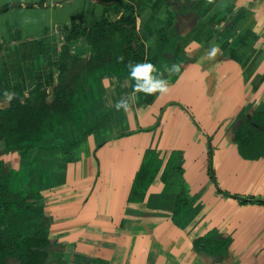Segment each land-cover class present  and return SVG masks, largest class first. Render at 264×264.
<instances>
[{"label": "crops", "instance_id": "crops-1", "mask_svg": "<svg viewBox=\"0 0 264 264\" xmlns=\"http://www.w3.org/2000/svg\"><path fill=\"white\" fill-rule=\"evenodd\" d=\"M129 4L144 18L146 34L176 31L167 68L179 64L181 71L165 70L168 93L147 95L135 108L134 133L102 137L100 147L95 133L81 144L63 184L42 200L53 219L51 236L67 264H264V203L234 197L264 201V157L244 158L233 140L240 115L264 104V0H0V10L11 8L0 14V93L53 86V63L72 20L90 28ZM212 46L220 52L209 60ZM89 49L85 37L71 43L73 54ZM150 149L160 168L144 201L130 202ZM171 156L180 170L165 183ZM181 191L199 208L185 228L171 211L153 216L152 208H174ZM163 192L149 207L150 197ZM212 230L232 241L221 261L194 246Z\"/></svg>", "mask_w": 264, "mask_h": 264}, {"label": "trees", "instance_id": "trees-1", "mask_svg": "<svg viewBox=\"0 0 264 264\" xmlns=\"http://www.w3.org/2000/svg\"><path fill=\"white\" fill-rule=\"evenodd\" d=\"M10 9L5 7L0 14ZM144 31V18L131 4L123 13L90 28L74 18L65 29L60 59L53 63L54 85L47 87L38 83L29 92L18 86L13 90L15 96L9 106H0V264H6L9 256L19 255L22 264H50L48 258L54 251L48 236L51 222L43 207L31 200L40 199L42 190L64 182L67 164L90 135L122 125L126 113L115 108L121 97L132 99L135 108L144 105L147 95L132 96L135 81L129 78L128 63L149 62L164 73L178 43L175 30L160 28L148 35ZM82 37L87 39L89 51L73 54L71 43ZM145 42H149L147 47ZM108 84L111 94L106 89ZM126 126L128 131L117 137L134 133L129 130L130 123ZM235 128L233 140L241 155L254 160L264 157V104L251 116L243 112ZM172 156L162 176L165 183H173L180 170L171 166ZM155 157L158 158L155 150L147 151L134 181L130 202L144 201L160 168L161 162L155 164ZM209 171L218 187L211 163ZM166 194L152 195L149 207H153L155 197L160 199ZM234 197L244 204L264 203ZM175 202L171 209L152 208L158 210L153 216L171 211L173 220L185 228L199 208L194 207L195 201L183 191L175 195ZM148 214L151 213L144 215ZM231 242L212 230L196 239L194 246L221 261L227 256Z\"/></svg>", "mask_w": 264, "mask_h": 264}, {"label": "clouds", "instance_id": "clouds-1", "mask_svg": "<svg viewBox=\"0 0 264 264\" xmlns=\"http://www.w3.org/2000/svg\"><path fill=\"white\" fill-rule=\"evenodd\" d=\"M211 3V0H209ZM149 42H145V46H148ZM197 47H200L197 45ZM220 52V48L218 46H212L210 49L206 50L205 55L209 60H213L216 58L217 54ZM129 70V78L134 80L135 83L133 85V93L132 96L135 97L137 93H143L145 95H151L155 93H160L164 95L169 91L168 81L163 77V73L159 72V70L149 62L144 63H134L129 62L127 65ZM166 71L171 74L180 73L181 65L173 64L170 68H167ZM4 95L8 100H11L15 93L9 94L5 92ZM129 99L125 97H121L115 103V108L117 111L123 110L127 113L130 110Z\"/></svg>", "mask_w": 264, "mask_h": 264}, {"label": "flooded vegetation", "instance_id": "flooded-vegetation-1", "mask_svg": "<svg viewBox=\"0 0 264 264\" xmlns=\"http://www.w3.org/2000/svg\"><path fill=\"white\" fill-rule=\"evenodd\" d=\"M17 88V87H16ZM23 88V87H22ZM15 89V88H14ZM14 89H6V90H4V91H2L1 93H0V101H1V105L0 106H3V107H8L9 106V103H10V100H8L7 99V97L4 95V97L1 95L2 93L4 94L5 92H8L9 94H12L13 93V90ZM33 90V89H32ZM31 91V90H30ZM26 92H29V91H26ZM104 130H106V129H102L99 133H102V131H104ZM96 133H98V132H96ZM95 134V133H94ZM93 135V134H92ZM101 135H103L104 136V132L101 134ZM91 136V135H90ZM89 136V137H90ZM87 140V139H86ZM85 140V141H86ZM84 142V141H83ZM82 142V143H83ZM81 143V144H82ZM81 146V145H80ZM80 153H81V150H80V148H79V156H80ZM78 155L76 156V154L74 155V159L71 161V162H69V163H72V162H74V161H76L77 159H78V157H79ZM68 163V164H69ZM68 164H67V166H68ZM66 171H67V169H66ZM63 184V183H62ZM62 184H58V185H56V186H54V187H49V188H46V189H44V190H42V196H41V198L40 199H32L31 201H33V202H36V204L37 205H40V206H42L43 207V210H44V214L50 219V229H49V234H48V236H49V239L53 242V244H54V251H53V253L50 255V257L48 258V261H50V264H67V261H65V254L63 253V251L61 250V246H60V244H59V242L56 240V239H54L52 236H51V229H52V223H53V219H52V217H50L49 215H47V213H46V208H45V205L42 203V200H43V198H44V194L48 191V190H50V189H52V188H55V187H58V186H60V185H62ZM10 257H13V258H16V257H21L20 255L19 256H9V257H7V258H10ZM7 258H6V261H7ZM6 264H7V262H6ZM21 264H22V257H21Z\"/></svg>", "mask_w": 264, "mask_h": 264}, {"label": "rangeland", "instance_id": "rangeland-1", "mask_svg": "<svg viewBox=\"0 0 264 264\" xmlns=\"http://www.w3.org/2000/svg\"><path fill=\"white\" fill-rule=\"evenodd\" d=\"M109 83V82H108ZM129 84V82L128 81H126V83H125V86H127ZM106 89H107V92L109 93V94H111V90H112V88H111V86L108 84L107 86H106ZM129 103H130V110L126 113V116H125V118H124V120L121 122L122 123V125L118 128V129H114V130H109L108 131V129H106V130H104V131H102V133L104 132V136L103 135H101L102 133H97L98 134V139H99V142H102V137L103 138H113V137H117V136H119V135H121V134H123V133H126L127 131H128V126H126V124H129L130 123V121H131V118L135 121L136 120V116H135V107H134V105H133V100L132 99H129ZM118 123V122H117ZM116 123H113V125H115ZM101 145H99V147H100ZM76 156L78 155L79 156V149L78 150H76Z\"/></svg>", "mask_w": 264, "mask_h": 264}, {"label": "water", "instance_id": "water-1", "mask_svg": "<svg viewBox=\"0 0 264 264\" xmlns=\"http://www.w3.org/2000/svg\"><path fill=\"white\" fill-rule=\"evenodd\" d=\"M200 254L206 258H209L213 262L218 260L215 255L209 254V253L205 252L204 250L200 251ZM6 262H7V264H21V257H16V258L10 257V258H7Z\"/></svg>", "mask_w": 264, "mask_h": 264}]
</instances>
